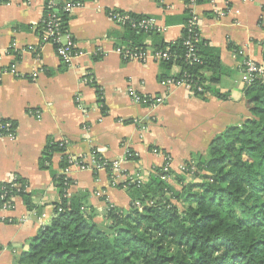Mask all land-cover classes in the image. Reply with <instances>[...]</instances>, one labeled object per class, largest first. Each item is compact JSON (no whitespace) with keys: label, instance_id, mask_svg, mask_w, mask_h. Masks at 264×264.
<instances>
[{"label":"crops","instance_id":"obj_1","mask_svg":"<svg viewBox=\"0 0 264 264\" xmlns=\"http://www.w3.org/2000/svg\"><path fill=\"white\" fill-rule=\"evenodd\" d=\"M81 1L83 6L68 15L66 31L82 52L72 68L64 67L53 46L41 41L42 0L30 5L20 0L0 3V69L13 68L19 74L4 75L0 82V119L15 127L14 140L0 139V185L11 175L19 177L28 186L31 210L43 213L47 222L60 201L54 183L60 155L42 166L50 142L64 141L67 153L75 157L97 154L115 160L130 151L133 157L122 168L130 173L150 172V176L162 165V157L152 153L158 149L171 157V169L178 173L183 163L204 156L216 135L227 127H239L249 117L240 82L242 63L263 61L264 0L196 1L191 8L188 0ZM213 5L226 9V16L217 18ZM189 10L198 16L199 37L214 51L223 70L219 83L207 85L224 100L213 93L195 96L183 87L165 89L159 84L179 69L165 68L153 60L152 53L181 39ZM109 11L152 18L165 31H130L115 24L107 16ZM124 47L143 51L146 60L124 61L115 52ZM33 73H38L34 80ZM86 73L92 81L88 85L81 82ZM129 86L140 94L160 96L162 104L148 109L133 103L126 94ZM69 179L68 196L81 198L99 223L108 205L129 206L128 193L118 188L121 181L114 185L108 172L72 169ZM14 203L13 211L0 213V247H6L0 251V264H16V257L40 230L23 198H15ZM22 217L27 221L18 223Z\"/></svg>","mask_w":264,"mask_h":264},{"label":"trees","instance_id":"obj_2","mask_svg":"<svg viewBox=\"0 0 264 264\" xmlns=\"http://www.w3.org/2000/svg\"><path fill=\"white\" fill-rule=\"evenodd\" d=\"M62 7L56 3L61 29L66 31L69 16ZM185 37L182 32L181 39L158 48L169 49L176 57L175 63H161L165 68L178 65L204 93L224 100L207 85L221 80L218 57L200 39L195 46L200 63L186 64ZM243 89L249 117L239 127H227L216 135L204 156L193 157L194 172L171 170L165 182L158 168L139 187L119 185L128 193L129 206L108 205L102 223L81 198L63 197L62 176L55 174L60 196L55 215L15 263L264 264V80ZM59 144L47 145L42 166L47 167L53 155L62 156L64 148ZM58 166L59 170L66 166L65 156ZM20 197L31 210L27 193Z\"/></svg>","mask_w":264,"mask_h":264},{"label":"built area","instance_id":"obj_3","mask_svg":"<svg viewBox=\"0 0 264 264\" xmlns=\"http://www.w3.org/2000/svg\"><path fill=\"white\" fill-rule=\"evenodd\" d=\"M12 0H0V3H9ZM25 5H30L34 0H20ZM44 4V15L41 19L42 27V43H47L53 46L54 51L59 58L61 64L66 68H72L74 66V60L82 55V52L77 48L76 44L73 42L70 34L61 29L60 19L58 17V12L56 10V3L54 0H42ZM210 4H214V0H208ZM196 4V0H188V6L191 8ZM83 6V1H65L62 7V12L66 15L71 14L75 9H79ZM213 14L217 18L225 17L227 12L226 9H218L213 5ZM107 16L117 25L130 28L136 32H141L145 34H161L165 31L164 28L160 27L156 21L152 18H135L129 14L121 13L117 11H109ZM199 27L200 20L198 16L192 10H189V16L183 25V31L186 33V37L183 41V47L185 49V54L183 60L186 64H198L200 59L196 54V44L200 40L199 37ZM32 50V48H29ZM156 50L152 53V58L156 62H172L175 63L176 57L173 56L169 51ZM99 51V50H97ZM115 52L124 61H140L144 62L147 58V54L141 50H132L128 47L116 48ZM176 66L181 73L180 67ZM241 79L240 82L243 87H248L257 80H264V66L262 64H257L251 59H246L242 63L241 67ZM4 75H12L18 77V73L13 69H0V82ZM38 73H33L30 77L34 80ZM177 75L170 76L159 82L162 88L168 89L170 87H183L191 95H203L204 90L201 86H197L185 72L181 73L178 78ZM81 82L85 85L91 84V78L86 73L82 75ZM126 94L135 104L145 106L148 109H154L161 105L163 99L160 96L145 95L137 93L132 87L126 88ZM75 103L77 107H81V100L76 97ZM7 138L9 140L15 139V127L7 120L0 119V139ZM59 146L64 148L62 156H65L66 166L59 170V175L62 176L63 185V197L68 196V190L70 189L72 183L69 179V175L72 169L78 171H87L91 173L98 172H108L110 175L111 182L117 186V181L120 182L119 178H122L121 184L122 188L129 185H135L139 187L146 183L150 177V172H140L136 173L127 172L122 168V163L131 157L133 153L127 151L125 157L115 160H109L101 157L97 154H90L87 157H75L66 151V143L64 141L59 142ZM152 153L162 157V165L159 167L161 172L160 179L167 182L169 177L165 174L171 171V157L167 154L161 153L158 149H153ZM60 156V159L61 157ZM60 161V160H59ZM195 171V167L192 161L183 163L178 173H192ZM119 186V185H118ZM28 186L26 183H21L19 177L16 175L9 176L6 181L0 185V213L11 212L15 209V198L20 197L21 194L27 193ZM135 206L140 209L138 203ZM60 211V209H58ZM29 215L34 216L38 223L39 228H44L48 222L47 218L43 213H37L35 210L28 212ZM55 215V214H54ZM53 215V217H54ZM27 221V217H22L18 223H24ZM6 222H10L7 220ZM6 247H0V251H5Z\"/></svg>","mask_w":264,"mask_h":264},{"label":"rangeland","instance_id":"obj_4","mask_svg":"<svg viewBox=\"0 0 264 264\" xmlns=\"http://www.w3.org/2000/svg\"><path fill=\"white\" fill-rule=\"evenodd\" d=\"M185 163H187V162H185ZM195 166V165H194ZM121 181H122V178H119ZM117 183H118V181H117Z\"/></svg>","mask_w":264,"mask_h":264}]
</instances>
